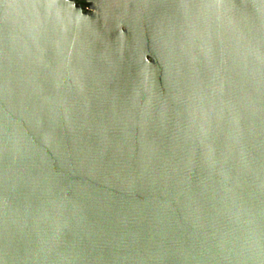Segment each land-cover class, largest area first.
I'll list each match as a JSON object with an SVG mask.
<instances>
[{
    "label": "water",
    "instance_id": "95a60500",
    "mask_svg": "<svg viewBox=\"0 0 264 264\" xmlns=\"http://www.w3.org/2000/svg\"><path fill=\"white\" fill-rule=\"evenodd\" d=\"M0 0V264H264V0Z\"/></svg>",
    "mask_w": 264,
    "mask_h": 264
},
{
    "label": "flooded vegetation",
    "instance_id": "af4514ba",
    "mask_svg": "<svg viewBox=\"0 0 264 264\" xmlns=\"http://www.w3.org/2000/svg\"><path fill=\"white\" fill-rule=\"evenodd\" d=\"M76 1H78L83 6L84 9H87L86 0H76Z\"/></svg>",
    "mask_w": 264,
    "mask_h": 264
}]
</instances>
